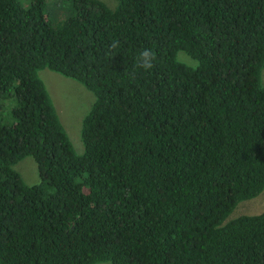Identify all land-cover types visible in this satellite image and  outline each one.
I'll use <instances>...</instances> for the list:
<instances>
[{"label": "trees", "instance_id": "trees-1", "mask_svg": "<svg viewBox=\"0 0 264 264\" xmlns=\"http://www.w3.org/2000/svg\"><path fill=\"white\" fill-rule=\"evenodd\" d=\"M27 2L0 0V264H264V211L226 220L264 190V0ZM44 68L94 96L81 154Z\"/></svg>", "mask_w": 264, "mask_h": 264}, {"label": "rangeland", "instance_id": "rangeland-1", "mask_svg": "<svg viewBox=\"0 0 264 264\" xmlns=\"http://www.w3.org/2000/svg\"><path fill=\"white\" fill-rule=\"evenodd\" d=\"M103 1L111 8L116 4V0ZM22 2L24 4L28 3L27 0H22ZM60 4L61 0H52L51 3H48L46 14L51 18L53 10L57 9ZM67 4L68 2H65L63 7L67 6ZM177 57L188 65H195V61L183 51H179ZM38 75L48 91L59 119L68 133L76 153L81 154L83 152L81 141L82 119L94 101L92 92L77 81L64 77L47 68L39 70ZM261 80L264 84V69L262 70ZM8 110L5 109L2 112V118L8 116ZM10 120L9 118L8 121L10 122ZM14 169L20 173L22 179L27 184L31 185L39 181L37 164L32 156H26L18 161L14 165ZM262 211H264V190L254 198L239 202L226 220L234 219L241 215L258 214ZM97 264L111 263L101 262Z\"/></svg>", "mask_w": 264, "mask_h": 264}, {"label": "clouds", "instance_id": "clouds-1", "mask_svg": "<svg viewBox=\"0 0 264 264\" xmlns=\"http://www.w3.org/2000/svg\"><path fill=\"white\" fill-rule=\"evenodd\" d=\"M119 42L116 41L113 44V47H115ZM156 59V53L152 49H144L142 52H140L137 62V67L148 71L154 67V61Z\"/></svg>", "mask_w": 264, "mask_h": 264}]
</instances>
